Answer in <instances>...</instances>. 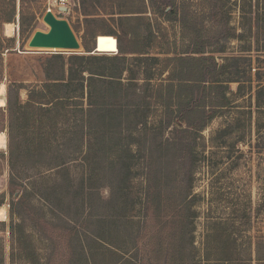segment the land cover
<instances>
[{"label": "rangeland", "instance_id": "374dc122", "mask_svg": "<svg viewBox=\"0 0 264 264\" xmlns=\"http://www.w3.org/2000/svg\"><path fill=\"white\" fill-rule=\"evenodd\" d=\"M122 3L143 11L145 17L135 27V46L148 59L127 54L128 71L122 76L125 83L135 76L139 93L127 101L126 126H80L83 149L60 174L36 162L62 160L68 145L75 144L71 115L49 114L47 122L43 110L39 120H20L12 169L6 97L9 78H14L24 84L18 94L21 102L27 101L28 91L41 84L38 70L45 54L40 53L55 47V39L44 32L48 26L54 27L55 35L67 29L63 23L56 25L51 13L42 20L46 10L65 19L78 40L73 44L70 35L69 45L62 42V49L56 50L65 56L85 53L80 2L38 0L37 24L23 41L16 23H0V83L5 88V105L0 107V132L5 134L0 148L3 264H31L29 258L43 264L50 257V264H88L87 256L92 264L93 259L95 264H110L116 257L113 252L123 253L127 264H264V0H174L177 13L169 20L151 7L150 0ZM100 4L98 13L112 24L109 16L118 15H108L111 7ZM6 23L14 25L13 32L6 30ZM98 29L96 50L110 48L115 38ZM10 37L16 41L5 39ZM201 42L207 43L205 54L223 50L214 53L217 69L225 66L221 80L239 81H226L228 103L201 130L166 125L164 111L171 114L175 107L165 109L162 104L165 85L171 81L166 71L157 74L165 65L173 69L163 58ZM11 46L16 51L7 52ZM148 74L151 79L145 81ZM187 92L199 99L204 91ZM216 92L207 90V100L200 103L216 102ZM88 103L84 97L82 108ZM78 115L85 119L83 113ZM107 128L110 131L102 134ZM34 149L36 154L24 157L23 152ZM12 170L16 177L10 181ZM38 192H46L50 202ZM63 218L76 227L80 246L76 238L69 240ZM82 244L84 255L77 258Z\"/></svg>", "mask_w": 264, "mask_h": 264}, {"label": "trees", "instance_id": "16d2710c", "mask_svg": "<svg viewBox=\"0 0 264 264\" xmlns=\"http://www.w3.org/2000/svg\"><path fill=\"white\" fill-rule=\"evenodd\" d=\"M123 0H79L80 11L83 15V47L84 52H71L68 56H65L63 52L56 49H62V42L72 35L75 43H78L76 36L74 35L70 24L60 17L54 15L50 10H46L42 16V20L48 14H52V20L56 25L64 26L67 29L53 34L52 26H48V29L44 34L52 35L53 45L52 50L42 51L45 54V58L40 62L39 70L40 76L38 80L41 82L39 86H35L28 91V99L25 102H21L19 97V90L23 88L22 82H16L14 78H9L10 82L7 89L6 107L8 112V146L10 149V161L12 169L15 166V156L12 151L15 133L17 129L22 126L19 123L20 120L25 122L29 116L34 120L40 119V111H46L47 122H50L49 114H56L62 111V115L69 114L72 119L69 120L70 133L72 140L75 141L68 145V153L62 155V160H56L48 164H43L46 168L53 169L55 174H60L67 169L66 165L70 161H75L77 156L80 155L83 149V127L92 123V126H126L127 121L124 116V109L127 106V101L130 96L137 94L139 90L134 86H137V80L135 76L127 78L128 81H123L124 72L128 71L126 65L127 54L134 53L139 56L135 60L148 59V56H142L144 51L138 49L135 45L139 42V33L135 31L136 25H139L141 21L145 20L143 11L138 10L134 6L122 3ZM127 1V0H126ZM130 1V0H128ZM38 0H0V23L14 22L17 24L16 34L19 35L21 40H25L28 34L32 32L37 24L39 12L35 8V4ZM102 2H105L106 6L111 7V12L108 15L116 14L117 18L111 17L112 24L109 19L101 16L98 11L101 8ZM151 7L156 12L164 15L166 19H174L176 17L177 8L174 4V0H150ZM106 6H102L103 9ZM116 10V11H115ZM264 12V11H263ZM44 22V21H43ZM45 23V22H44ZM46 24V23H45ZM102 24H105L103 26ZM116 24V25H115ZM96 27H99L98 31L103 34L112 35L115 38L110 48L106 47L103 50L97 49V37L95 35ZM52 28V29H51ZM69 30V32H67ZM33 32L32 34H34ZM6 40L16 41L15 37L5 38ZM4 40V38H2ZM25 42V41H24ZM207 43L201 42L198 47L192 46L189 51L180 52L174 54V56H166L163 58L165 63H171L173 69L163 66L157 74L159 77L164 71L167 72V79L171 82L165 85V99L162 100V104L165 109L175 107V110L171 114L164 111V123L166 125L186 124L187 126H199V130L206 126L217 114L221 107L226 106L228 98L224 94L226 84L228 82H236L239 80H221V75L225 66L220 65L217 69L218 63L214 60V53L221 52L220 50L208 51L205 54V47ZM79 46V45H78ZM77 46V47H78ZM66 47V46H65ZM15 47H7V52L16 51ZM68 48V47H67ZM20 49L19 47L17 48ZM36 52L35 50L30 53ZM2 53V51H1ZM0 53V54H1ZM187 53L188 55H183ZM1 56V55H0ZM152 60H157L156 57H151ZM151 75L148 74L144 77L145 81H149ZM176 82H173V81ZM130 82V83H129ZM147 85V84H146ZM240 83L238 84L239 87ZM199 90L204 91L199 99H196L189 92L184 94L185 90ZM207 90H215V98L220 101H210L209 105L202 104L205 102ZM131 91V93H129ZM139 93V92H138ZM89 100L87 109L82 108V101L84 99ZM159 100V99H157ZM161 101V100H160ZM191 101H195L192 103ZM202 102V103H200ZM187 112L180 114V111ZM97 111L95 115L91 112ZM83 113L85 119L80 113ZM166 112V113H165ZM60 113V114H61ZM176 114L173 116V114ZM189 115V116H188ZM194 118H191V116ZM172 117L174 120H172ZM55 120V119H54ZM53 120V121H54ZM80 120L83 121L82 124ZM63 122V120H62ZM142 121L137 120V123ZM20 129V128H19ZM109 128L102 129L101 133H107ZM71 140V139H70ZM81 143L76 145V141ZM72 142V141H71ZM32 152L37 153V149L23 152L24 157L29 156ZM16 177L15 172L12 170V176L10 181ZM58 185L54 186L56 190ZM25 189V187L23 188ZM46 192H49L46 190ZM46 192H38L41 198L50 202V198ZM64 219V218H63ZM63 224H67L66 235L69 236V240L72 241L76 238L75 243H82V238L78 237L76 227L70 225L66 220H63ZM100 239L110 244V242L100 234ZM83 244L79 247V255L82 258ZM121 248V247H119ZM73 254L69 253V257ZM116 256L110 264H127L123 253L118 254L113 252ZM86 256V255H85ZM51 258V257H50ZM50 258L43 264H50ZM87 263L92 264V258L86 257ZM31 264H42L40 260L29 258ZM95 264V261L93 259ZM4 263V252L2 244L0 243V264Z\"/></svg>", "mask_w": 264, "mask_h": 264}, {"label": "bare ground", "instance_id": "6f19581e", "mask_svg": "<svg viewBox=\"0 0 264 264\" xmlns=\"http://www.w3.org/2000/svg\"><path fill=\"white\" fill-rule=\"evenodd\" d=\"M6 30L11 33L14 30V25L12 23H6ZM5 93L4 84L0 83V107L5 105V100L3 98V95ZM5 142V134L4 132H0V148L4 146ZM0 214L4 215V210L0 209Z\"/></svg>", "mask_w": 264, "mask_h": 264}, {"label": "water", "instance_id": "95a60500", "mask_svg": "<svg viewBox=\"0 0 264 264\" xmlns=\"http://www.w3.org/2000/svg\"><path fill=\"white\" fill-rule=\"evenodd\" d=\"M63 42H64L65 44L69 45V43H67V41L64 40ZM73 44H75V42H73Z\"/></svg>", "mask_w": 264, "mask_h": 264}]
</instances>
